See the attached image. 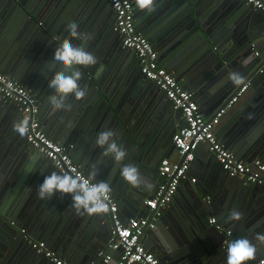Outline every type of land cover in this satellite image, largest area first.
<instances>
[{
    "label": "water",
    "instance_id": "water-1",
    "mask_svg": "<svg viewBox=\"0 0 264 264\" xmlns=\"http://www.w3.org/2000/svg\"><path fill=\"white\" fill-rule=\"evenodd\" d=\"M132 1L137 28L155 46L161 66L195 93L202 112L207 106L212 108L209 119L217 117L248 85L239 106L241 120L231 128L226 124L224 133L228 135L223 142L238 160L264 162V45L255 43L258 31L253 28L262 23L264 12L244 0H153L144 8L139 0ZM111 15L108 0H0V71L36 96L45 132L85 168L87 176L94 170L96 182L110 184L120 218L126 208L133 215L139 214L145 182L149 186L166 182L159 178V167L164 158L177 153L174 130L184 123L171 112L172 105L160 88L141 74L135 51L125 48L120 35L112 31ZM70 22L87 35L86 40H73V44L92 53L97 63L78 68L86 97L77 101L70 95V110L44 118L48 82L61 70L52 64L54 50L63 40L72 39L67 27ZM234 72L243 77V84L231 81ZM43 89L42 95L39 90ZM4 103L0 97V264H55L42 256L38 259L40 255L31 250L21 233L23 228L31 238L49 242L67 263L106 264L99 253L114 225L109 210L78 215L71 196L57 193L41 200L37 187L30 192L9 181L10 175L23 170L30 173L25 177H36V186H40L46 175L58 170L28 147L26 135L13 130L24 114L17 107L5 109ZM105 130H112L116 142L127 152L124 161L117 163L102 155L96 138ZM202 146L209 149L201 144L197 151ZM197 151L191 169L199 170L201 178L193 187V196L183 203L175 200L163 209L156 229L145 228L141 242L157 254L159 264H226L225 241L230 227L234 231L230 229L233 235L228 242L245 237L256 244V259L249 262L256 264L264 255V245L255 240L257 234H264V187L240 177H226L214 153L207 157ZM26 161L28 166L24 167ZM125 164L138 168L143 181L140 187L122 179L120 170ZM211 196L214 204L207 201ZM210 207L214 208L211 215L225 225L223 231L216 228L218 223L209 224ZM233 210L242 214L240 221H229ZM149 211L145 217L151 219L154 211ZM169 211L175 217L170 218ZM69 216H73L69 223L63 221ZM115 260L114 264L119 259Z\"/></svg>",
    "mask_w": 264,
    "mask_h": 264
},
{
    "label": "built area",
    "instance_id": "built-area-1",
    "mask_svg": "<svg viewBox=\"0 0 264 264\" xmlns=\"http://www.w3.org/2000/svg\"><path fill=\"white\" fill-rule=\"evenodd\" d=\"M115 12L114 31L118 33L125 48L135 51L140 60L141 74L156 84L170 101L175 112L181 115L183 125L178 128L173 136V144L177 150L179 160L163 159L159 167L160 176L166 181L162 183L154 196L147 199L145 206L154 211V216L130 219L123 222L118 218V204L110 194L108 209L114 218L108 247L99 253L105 258V263L113 261V252L121 251L116 264H159V259L149 251L141 242L145 228L156 229L162 210L171 204L176 197L181 183L187 178L191 163L195 159V152L201 144H207L209 151L216 155L223 171L230 178L240 177L251 185L264 187V162L256 159L251 163L238 160L234 152L226 147L216 135V128L222 116L234 106L248 90L244 86L229 102L227 107L218 113L217 117L208 119L201 110L193 91L187 90L180 84L174 75L160 64L159 53L155 46L139 32L134 18V3L132 0H108ZM253 5L256 10L264 12V0H244ZM254 46V45H253ZM258 56L259 54L256 53ZM0 96L10 104L17 105L23 112L24 118L29 119V130L26 134L27 143L40 156L51 161L58 172H68L73 175L87 177L66 151V149L52 140L41 128L38 118L40 105L36 96L26 87L0 71ZM192 183L197 179L193 178ZM211 225H217V219H210ZM217 229L223 228L217 225ZM23 237L28 241L32 250L38 255L55 264H71L65 262L56 252L48 247L45 241L31 238L26 230H21ZM227 239L232 237V232H226ZM228 240L225 241L227 245ZM256 264H264V255Z\"/></svg>",
    "mask_w": 264,
    "mask_h": 264
},
{
    "label": "clouds",
    "instance_id": "clouds-1",
    "mask_svg": "<svg viewBox=\"0 0 264 264\" xmlns=\"http://www.w3.org/2000/svg\"><path fill=\"white\" fill-rule=\"evenodd\" d=\"M152 2L153 0H147V2L139 0V5L144 8L150 6ZM67 27L72 39L63 40L59 47L55 48L52 64L59 65L61 70L55 71L48 82V87L54 93L48 98L53 110H70L71 105L65 103L70 95L74 96L77 101L86 97L87 89L81 87L79 83L82 74L78 68L93 66L97 63V59L92 53L83 46L72 42L73 40L87 39L86 34L78 31L79 25L70 22ZM230 79L235 85L244 83L243 77L239 73H232ZM29 123L28 118L21 119L14 123L13 130L21 136L26 135ZM96 144L103 149L104 157H111L117 163L124 161L128 155L123 146L116 142L115 133L112 130L99 133ZM120 174L122 179L133 187H140L143 183L138 168L133 164H125L121 168ZM95 177L94 170L87 177L53 171L45 176L37 189L38 198L41 200L51 199L57 193L68 195L71 196L72 207L78 215L104 214L109 210L107 201L112 188L106 181L95 182ZM228 219L229 221H240L242 214L233 210ZM255 240L260 245H264V234H257ZM225 251L226 264H249L256 259L258 249L250 239L241 237L229 241Z\"/></svg>",
    "mask_w": 264,
    "mask_h": 264
},
{
    "label": "crops",
    "instance_id": "crops-1",
    "mask_svg": "<svg viewBox=\"0 0 264 264\" xmlns=\"http://www.w3.org/2000/svg\"><path fill=\"white\" fill-rule=\"evenodd\" d=\"M262 23H260V24H258V25H256V26H254L253 28H254V31H258L257 33H256V42L255 43H261V45H264V32H262L261 34H260V32H261V27H262V25L264 24V19H262V21H261ZM259 45V44H258ZM262 52L264 53V48L262 49ZM44 90L45 89H43V90H39L40 91V93H42V95H43V92H44ZM54 93H53V91H52V89H50V91H48L47 93H46V95H47V100L49 101V97L51 96V95H53ZM1 97V96H0ZM69 98V97H68ZM67 98V99H68ZM66 99V101H65V103H66V105H70L71 104V101L70 100H67ZM196 100H197V102L198 103H200L199 102V100L197 99V97H196ZM244 101V99L243 98H241L240 100H239V102L236 104V106H234V108L232 109V112L229 114V115H227V116H223L222 118H221V120H220V124L218 125V127L216 128V135H217V137H218V139L224 144V142H223V139H224V137H226L228 134L227 133H224L225 132V126H226V124L228 125V127L227 128H231L232 126H233V124H235V122L237 121H240L241 120V118H240V116H241V112H239V110H240V108H239V106L241 105V103ZM70 103V104H69ZM40 105V104H39ZM200 105V107H201V104H199ZM4 107H5V109L6 108H8V110L10 111L11 109H15L16 107L20 110V108L17 106V105H14V104H10V103H4ZM40 107H41V105H40ZM17 109V110H18ZM207 110H205V112H203L204 113V115L209 119L210 118V116L212 115V108L211 107H209V106H207V108H206ZM9 111L7 112V114H9ZM63 112V110H53L52 108H51V106H50V104L49 103H47L46 104V116L44 117V118H46L47 116H49L50 117V119H52L54 116H60V114ZM171 112L173 113V114H176V116H177V120L178 121H180V123H181V121H182V118L181 117H179L180 115L177 113V112H175L174 110H173V108H172V106H171ZM39 113H40V115H41V113H42V111L41 110H39ZM67 114H69V111L68 112H66V113H64L63 114V117H65ZM86 115H88L89 116V114L87 113ZM8 116V115H7ZM39 118V117H38ZM39 120H40V118H39ZM43 121L44 120H42V122L41 123H43ZM177 121V122H178ZM232 124V125H231ZM231 125V126H230ZM181 126V124L180 125H177V127H176V129L174 130V132H176L177 130H178V128ZM41 128L44 130V132H45V129H44V125L42 124L41 125ZM227 130V129H226ZM46 133V132H45ZM47 134V133H46ZM48 135V134H47ZM49 136V135H48ZM50 138H51V136H49ZM52 139V138H51ZM53 140V139H52ZM28 144V143H27ZM28 147L29 148H31L30 147V145L28 144ZM227 147V146H226ZM229 148V147H228ZM32 149V148H31ZM198 153L200 152V154H202V156H209V154H210V151H209V149H207V148H205V147H201L198 151H197ZM85 154H86V152H85ZM178 153H173V155H171V156H167L166 158H164V159H172V161H177V160H179L178 159V155H177ZM173 156V158H171ZM200 158V157H199ZM198 157H197V160L198 161H200L201 162V159H199ZM96 159H97V162H99V156H97L96 157ZM174 159V160H173ZM25 165H24V167H27L28 166V163H27V161L24 163ZM78 166H80V168L84 171V173H85V175L87 176V174H86V170H85V168L83 167V166H81L80 164H78V163H76ZM219 164V163H218ZM205 167H206V163L203 161L202 162V165H201V168H202V170L204 171L205 170ZM219 167H220V165H219ZM221 168V167H220ZM26 168H24V170H25ZM198 169H199V167H198ZM222 170V169H221ZM222 172H223V174L227 177V175H226V173L222 170ZM190 176L188 177V178H186V183H185V186L184 187H182V189H180L179 188V191H178V193H177V195H176V197L174 198V202H175V200H177L178 201V203H183V202H186L188 199H190L192 196H193V193H192V191H193V187L194 186H197L198 184H200V173H199V170L197 171V170H194L193 169V171H192V169H190ZM25 175H30V173L28 172V171H23V170H21V172L19 171V172H16V173H13L12 175H10V178H9V181L10 182H13V184L14 185H19L20 186V188L22 189V190H24V188H25V190H30V192L33 190V191H35L36 190V187H37V189H38V187L39 186H36V184H38V183H36V180H37V178L36 177H34V178H32V179H29V178H27V177H25ZM160 175V174H159ZM160 178V180H164L161 176L159 177ZM193 178H196L197 179V181H196V183H192V179ZM229 178V177H228ZM96 182V181H95ZM162 183H159V184H157V183H155V182H153V183H151V185L149 186V183L147 184L146 182L144 183V185H148L147 187H145L144 185H143V187H144V189L146 190V192H144V194L143 195H141V197H144L143 198V200L144 201H146L147 199H149L152 195H153V193H155V191L157 190V188L161 185ZM212 201V196L209 198H207V201ZM217 203V202H216ZM175 204V203H174ZM212 204H214V202L212 201ZM182 206V205H181ZM55 208V207H54ZM175 209V208H174ZM139 210H140V212H139V214L138 215H133V213H132V211H131V209L130 208H126V210H125V212H124V214H120V220L121 221H123V222H128L130 219H134V218H141V217H139V216H142V217H145V212H147V211H149V209L145 206V202H143L142 204H140V207H139ZM213 211H214V208H212V207H210L209 208V214H210V219H212V218H216L217 219V223H218V225L219 226H221L222 228L225 226L223 223H221V222H219V219L217 218V216L216 215H211L212 213H213ZM150 212L151 211H149V214H150ZM176 212V211H175ZM169 216H170V218H173V217H175V215L173 214V213H171L170 211H169ZM72 218H73V216H69V217H67V218H64V220L63 221H65V222H67V223H69L71 220H72ZM75 220H77L76 218H75ZM169 220L170 219H168L167 220V222H169ZM161 224V223H160ZM210 224V223H209ZM211 225V224H210ZM233 227V226H232ZM216 228H217V226H216ZM233 229V228H230L229 227V231H231V230ZM23 230H26L25 228H23ZM167 231V230H166ZM232 231H234V230H232ZM232 235H233V232H232ZM19 236L21 237V234H19ZM109 239H110V231H109V233H108V236H107V242H106V246H104L105 248L104 249H106L107 247H108V244H109ZM35 240H37V239H35ZM40 241H46V240H40ZM47 244H48V247L51 249V250H53L54 252H56L57 254H58V256L60 257V258H62L61 256H60V254H59V252L57 251V250H55V249H53L52 247H51V245L49 244V242H46ZM32 250V249H31ZM34 252V251H33ZM151 252H153V251H151ZM154 254H156L155 252H153ZM36 254V253H35ZM156 256H157V254H156ZM119 257H120V254L117 252V253H115V255H114V262H112V264H114L115 263V259H119ZM38 259L40 260V259H42V257L41 256H39L38 257ZM63 259V258H62ZM73 264V263H72Z\"/></svg>",
    "mask_w": 264,
    "mask_h": 264
},
{
    "label": "flooded vegetation",
    "instance_id": "flooded-vegetation-1",
    "mask_svg": "<svg viewBox=\"0 0 264 264\" xmlns=\"http://www.w3.org/2000/svg\"><path fill=\"white\" fill-rule=\"evenodd\" d=\"M133 2V1H132ZM134 7H135V5H134ZM135 9V8H134ZM135 18V17H134ZM111 28H112V31H114V26H115V20H116V17H115V12L113 11V9H112V15H111Z\"/></svg>",
    "mask_w": 264,
    "mask_h": 264
},
{
    "label": "snow or ice",
    "instance_id": "snow-or-ice-1",
    "mask_svg": "<svg viewBox=\"0 0 264 264\" xmlns=\"http://www.w3.org/2000/svg\"><path fill=\"white\" fill-rule=\"evenodd\" d=\"M145 2H147V0H145Z\"/></svg>",
    "mask_w": 264,
    "mask_h": 264
}]
</instances>
